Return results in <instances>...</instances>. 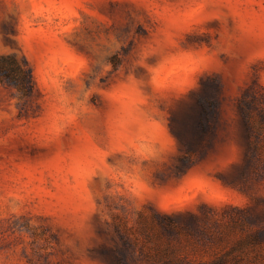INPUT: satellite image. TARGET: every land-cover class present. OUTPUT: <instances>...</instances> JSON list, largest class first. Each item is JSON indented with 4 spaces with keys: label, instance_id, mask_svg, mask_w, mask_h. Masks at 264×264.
<instances>
[{
    "label": "rangeland",
    "instance_id": "rangeland-1",
    "mask_svg": "<svg viewBox=\"0 0 264 264\" xmlns=\"http://www.w3.org/2000/svg\"><path fill=\"white\" fill-rule=\"evenodd\" d=\"M262 39L264 0H0V55L34 82L26 96L0 79V264H169L155 257L168 215L199 228L173 237L177 264L218 260L244 235L250 198L226 174L238 104L252 125L264 113ZM209 84L215 134L182 158L172 107ZM258 142L264 197V129ZM234 255L264 264V244Z\"/></svg>",
    "mask_w": 264,
    "mask_h": 264
},
{
    "label": "trees",
    "instance_id": "trees-1",
    "mask_svg": "<svg viewBox=\"0 0 264 264\" xmlns=\"http://www.w3.org/2000/svg\"><path fill=\"white\" fill-rule=\"evenodd\" d=\"M0 79L15 84L23 94L29 96L33 91L32 69L26 59L19 60L15 55H0ZM236 127L237 132L234 141L237 144V154L235 160L229 165L227 179L250 198L248 206L241 210L238 219L233 222V229H241L244 235L232 244L230 248L222 254L218 260L211 264H231L234 260L239 263V258L235 252L244 253L246 250H256L264 244V208L259 207V203L264 200L261 192H255L250 180L253 161L259 155V148L262 131L264 129V113L257 126L251 124L250 108L237 106ZM218 116V90L211 84L204 85L200 91H193L186 99H179L175 102L171 110V132L182 152V158L200 151L208 139L215 134ZM256 128L257 131H253ZM255 134L254 146H251L252 135ZM254 196H257L256 198ZM165 230L156 232V238L160 240L155 249V257L158 260L169 264H177L174 258L176 246L173 237L184 235L196 236L199 233L194 217H190L186 222H182L179 216L168 215L163 222ZM164 232L167 239L164 240ZM107 254L111 261L118 259V253L110 249ZM121 259V258H120ZM232 259V261H231ZM207 264V263H202Z\"/></svg>",
    "mask_w": 264,
    "mask_h": 264
},
{
    "label": "snow or ice",
    "instance_id": "snow-or-ice-1",
    "mask_svg": "<svg viewBox=\"0 0 264 264\" xmlns=\"http://www.w3.org/2000/svg\"><path fill=\"white\" fill-rule=\"evenodd\" d=\"M262 42H264V39H262ZM231 155L230 151L228 150V147L225 146V148L222 150V152L220 153V159H218L216 161L217 164L223 163L225 165L228 164V158ZM197 176H194L193 179H197Z\"/></svg>",
    "mask_w": 264,
    "mask_h": 264
}]
</instances>
